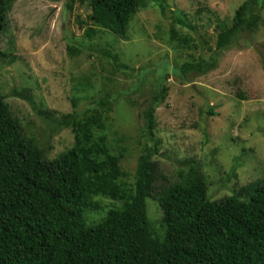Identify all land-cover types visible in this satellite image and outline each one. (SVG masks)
<instances>
[{
	"label": "trees",
	"instance_id": "obj_1",
	"mask_svg": "<svg viewBox=\"0 0 264 264\" xmlns=\"http://www.w3.org/2000/svg\"><path fill=\"white\" fill-rule=\"evenodd\" d=\"M14 0H0V60L2 32ZM55 1V0H54ZM88 4L81 49L67 46L69 55L87 51L103 57L113 73L134 80L139 86L149 67L130 68L111 47L96 41L99 32L128 39L133 17L149 1L162 15L163 0H70ZM261 0H246L235 10L229 26H221L208 58L199 57L175 65L176 77L191 83L194 76L214 70L217 54L242 35L264 28ZM167 43L176 53L191 48L189 36L178 28L194 29L186 16L171 17ZM88 23H91L88 25ZM150 101L143 110L140 130L145 148L137 158L133 182L121 166L126 148L113 147L105 134L114 95L101 91L87 109L54 117L36 108L28 89L12 95L30 104L53 127L51 133L70 129L72 146L48 158L34 137L27 136L0 94V264H264V180H257L238 193L220 200L207 197V184L200 163L185 159L176 171V182L157 185L156 166L160 141L155 136V111L168 95V78L160 67ZM148 70V72H147ZM85 89L93 85L84 80ZM208 115H213L209 109ZM243 194L249 195L243 200ZM98 199L117 203L105 210ZM158 202L159 231L147 216L146 200ZM87 212H100L89 221Z\"/></svg>",
	"mask_w": 264,
	"mask_h": 264
},
{
	"label": "rangeland",
	"instance_id": "obj_2",
	"mask_svg": "<svg viewBox=\"0 0 264 264\" xmlns=\"http://www.w3.org/2000/svg\"><path fill=\"white\" fill-rule=\"evenodd\" d=\"M69 1L14 0L2 32L1 46L7 55L0 60V94L26 135L37 140L48 158L72 146L70 129L51 133L55 126L26 101L14 97L13 91L28 89L36 108L54 117L71 113L73 98L78 100L75 111L81 112L99 90L110 91L115 102L105 134L113 147L126 148L120 166L128 173L124 180L131 184L137 158L145 148L140 133L142 112L161 75L154 74L152 67H160L161 72L168 70L163 82L168 95L155 111V136L160 141L158 154L152 158L156 184L175 183L176 171L185 159L200 163L207 197L212 201L264 180V28L235 39L217 54L214 70L194 76L191 83L173 73L175 65L183 61L208 58L220 27L230 25L235 10L246 0H163L164 15L149 1L131 20L127 40L99 32L96 41L111 47L121 62L135 69L149 67L137 87L133 79L113 73L99 55L87 51L68 54L67 46L81 49L85 42L87 26L78 21L85 22L88 13L79 1L68 9ZM176 13L184 14L194 27L175 26L181 36L191 40V48L179 53L167 43L171 17ZM84 80L93 89H85ZM209 109L213 115L207 114ZM248 198L243 194V200ZM98 201L105 210L117 204ZM146 206L149 221L159 231L158 202L147 199ZM100 214L87 212L86 216L91 222Z\"/></svg>",
	"mask_w": 264,
	"mask_h": 264
},
{
	"label": "water",
	"instance_id": "obj_3",
	"mask_svg": "<svg viewBox=\"0 0 264 264\" xmlns=\"http://www.w3.org/2000/svg\"><path fill=\"white\" fill-rule=\"evenodd\" d=\"M87 8H88V4H86V8H85V10H87Z\"/></svg>",
	"mask_w": 264,
	"mask_h": 264
}]
</instances>
